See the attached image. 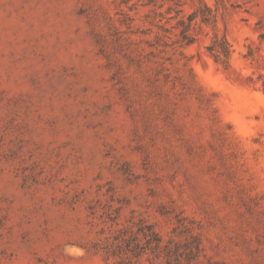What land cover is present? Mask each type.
<instances>
[{"label":"rangeland","instance_id":"374dc122","mask_svg":"<svg viewBox=\"0 0 264 264\" xmlns=\"http://www.w3.org/2000/svg\"><path fill=\"white\" fill-rule=\"evenodd\" d=\"M0 264H264V0H0Z\"/></svg>","mask_w":264,"mask_h":264},{"label":"trees","instance_id":"16d2710c","mask_svg":"<svg viewBox=\"0 0 264 264\" xmlns=\"http://www.w3.org/2000/svg\"><path fill=\"white\" fill-rule=\"evenodd\" d=\"M154 234V233H153ZM198 247V246H197Z\"/></svg>","mask_w":264,"mask_h":264}]
</instances>
